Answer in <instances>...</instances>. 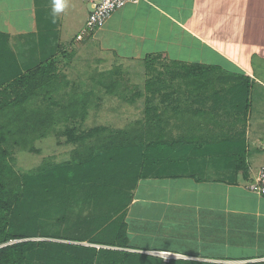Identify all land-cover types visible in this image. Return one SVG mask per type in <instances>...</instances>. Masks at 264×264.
<instances>
[{
	"label": "trees",
	"instance_id": "1",
	"mask_svg": "<svg viewBox=\"0 0 264 264\" xmlns=\"http://www.w3.org/2000/svg\"><path fill=\"white\" fill-rule=\"evenodd\" d=\"M6 41L0 38V264H225L144 252L148 248L133 243L127 215L141 179H203L201 170L187 171L200 166L183 133L208 122L198 121L202 105L189 101L203 97L199 89L210 98L209 91L223 82L234 97L214 109L224 107L227 116L229 110L230 122L212 125L241 124L240 112L245 121L252 106L249 80L244 85L245 76L219 66L175 60L156 70L148 57L144 86L130 88L123 65L90 76L94 83L86 85L63 70L75 52L64 51L68 64L62 67L52 58L24 68ZM102 92L131 104L144 99L143 115L125 127L83 128ZM61 123L66 128L58 133L71 134L75 145L70 158L48 157L31 169L16 166L17 150L36 151L35 142ZM233 157L232 164L244 165L245 155Z\"/></svg>",
	"mask_w": 264,
	"mask_h": 264
},
{
	"label": "crops",
	"instance_id": "2",
	"mask_svg": "<svg viewBox=\"0 0 264 264\" xmlns=\"http://www.w3.org/2000/svg\"><path fill=\"white\" fill-rule=\"evenodd\" d=\"M12 1L15 6L8 8L6 1L0 0V38L7 39L18 57L21 55L15 46L22 39L45 33L47 25L41 29V24L50 26L52 22L57 26L54 31L61 35L60 42L76 39V34L70 38L67 31L75 24L78 34L91 10L86 0ZM86 9L85 16L82 12ZM93 38L92 48L106 56L112 54L120 65L160 54L169 61L219 66L245 76L241 79L244 85L249 80L252 106L245 121L240 108L241 124L223 128L212 125L230 122L231 112L228 110L227 116L220 104L228 103L226 100L234 95L223 82L209 91L210 98H204V90L199 89L203 97L189 101L202 105L196 111L198 121L208 122L195 132L194 144L208 148L198 149L199 154L194 155L205 159L207 166L216 171L214 175L203 173L200 180L191 175L141 179L128 208L127 222L133 243L148 248L144 252L150 254L171 252L177 254L174 258L225 264L264 262V194L248 187L264 166V0L132 1L116 11ZM43 52L42 48L39 55ZM216 104L220 106L214 109ZM254 106H260L259 110L255 111ZM204 108L207 118L201 117ZM222 141L233 146L230 151L218 152L227 158L224 164L215 163L211 157L217 154L211 145ZM236 153L245 155L241 167L232 164L234 157L228 156ZM145 206L149 213H145ZM135 207H143V211L133 213ZM146 223L156 226L149 228L150 234H161L181 247L138 241L136 236L145 232Z\"/></svg>",
	"mask_w": 264,
	"mask_h": 264
},
{
	"label": "rangeland",
	"instance_id": "3",
	"mask_svg": "<svg viewBox=\"0 0 264 264\" xmlns=\"http://www.w3.org/2000/svg\"><path fill=\"white\" fill-rule=\"evenodd\" d=\"M5 1H6L5 4H7L8 8H13L15 6V3L12 0H5ZM15 1L19 2L20 0H15ZM8 13L9 12L7 9L6 14ZM82 13H84V15L86 16L87 9L83 10ZM40 14H39V20L41 18ZM80 20L81 22H84V17H82V14L80 16ZM87 20L86 22L83 23V26H80L81 29L79 28L78 34L75 24L72 25L73 27L71 28L70 31H67V33L70 38H75V35L73 34H76V39L66 40V43L59 41V39H61L62 37L59 33H57V31H54L55 28H57V26L56 27L53 26L52 22L50 26H48L49 24H44V25L41 24V29L43 27L45 28L47 25V28L43 29L45 33L41 32L40 35H32L33 36L32 38L29 37V39H24V40L22 39V41L15 46L16 50L21 55L20 57L21 65L25 68L38 64L42 62L44 59H45V63H47L50 62L52 58H56L59 61L58 62L59 66L62 67L65 66V64L68 62V60L65 57L66 55L64 54V51L69 52V54L72 51L75 52L74 53L75 56L71 57V55H69V57H71L69 59V65L66 66L65 69L63 70L69 75L71 80L72 79L79 80L85 82L86 85L94 83L90 78V76L92 77L98 72L100 74V72L106 71L108 69H114L116 67H119L120 61L114 60L112 54L109 53V55L106 56L105 54L103 55L97 53L99 51L96 48H92L90 43H92L91 40L94 39L93 38L94 34L91 35V33H85L84 36L79 39L78 35L86 27ZM45 37L46 39L44 40ZM67 47H69V49H67ZM42 48L43 50H45V52L42 53L43 55L42 54L39 55ZM98 58L99 59L105 58L106 62L104 63L97 62L96 60ZM145 62L146 61L143 59L138 61L131 60L130 62H127L123 65L125 69L124 75L127 80V84L130 88L132 87V85L135 84H140L144 86V81L147 77L146 69L147 70L150 69L149 66L145 64ZM163 62L170 63L169 60L163 58L160 54L157 56L149 57V65L156 70L161 69L159 65H161ZM103 94L104 97L99 102L98 106L90 109L88 118L85 121L83 128L84 127L90 128L97 124H106L115 127H125L131 122H134L136 119L141 118V116L143 115L144 99H140L135 104H131L127 101L122 100L120 97L111 96L106 93ZM40 104L45 105L46 102H40ZM259 108L260 106H258L257 108L256 106H254V109H256L255 111L259 110ZM189 116L191 115L187 114L186 119ZM205 117L207 118L208 115L204 113L202 115V118ZM68 125H70V127L76 126V128L80 126L78 123L76 124L70 123ZM65 128H66L65 123H61L58 126V129L54 130L51 134L41 139H38L35 142L36 151L30 152L27 150H17L15 153L16 166L22 169H31L36 167L37 165H40L43 162V160L48 157H53L56 161H62L70 158L73 154V150L75 149V145L70 139L71 134H69L68 132L58 133L59 130L61 129L63 130ZM76 132H78V130ZM185 134H187V136L189 137L188 146L192 152L196 149L197 152L198 149L202 151L203 149L208 148V146H202V145H199L198 148L194 147L196 140L195 138L191 139L190 136H195L196 135L195 132L183 133V135ZM230 144L231 143L222 141L219 144L215 143L214 145H211L212 148L216 150L215 153H217L211 156L213 158V161H215V163H222L224 159H227L226 157H222L218 155V152H221L220 151L221 149H223L224 152L230 151V148H233V146ZM197 154H199V152H197ZM228 156L231 157L230 154H228ZM197 163L201 168H198L197 164H195L196 166H191L187 168V171L198 173V171L201 170L202 172H200V174L202 175L203 173L204 175L205 174L214 175L215 170L210 169L207 166L208 162L205 159L197 158ZM204 166L208 168L206 167L204 168ZM184 170H185V166H184ZM167 182H168L167 184H169L170 186H175V183H173V181H167ZM142 211H143V207H135L134 211L132 209L133 213L135 212L138 213ZM145 213H149L147 206H145ZM132 223L133 222H130V225H132ZM152 226H153L152 224L146 223L145 232L142 233V235L136 236V239L144 244H149L152 242L154 244L157 245L159 244L162 246L169 244L176 248L181 247V244L179 242L176 241L169 242V240L164 239V236L161 234H156V235L153 233L150 234L149 228ZM131 229H133L132 226ZM154 253L160 255L162 251H156Z\"/></svg>",
	"mask_w": 264,
	"mask_h": 264
},
{
	"label": "built area",
	"instance_id": "4",
	"mask_svg": "<svg viewBox=\"0 0 264 264\" xmlns=\"http://www.w3.org/2000/svg\"><path fill=\"white\" fill-rule=\"evenodd\" d=\"M90 5V13L88 16L86 27L79 33V39L85 33L95 34L102 28L110 17L119 9L123 8L127 3L138 0H86ZM249 189L264 194V166L259 169L256 179L248 185ZM166 259L173 258L177 254L171 252L160 253Z\"/></svg>",
	"mask_w": 264,
	"mask_h": 264
},
{
	"label": "snow or ice",
	"instance_id": "5",
	"mask_svg": "<svg viewBox=\"0 0 264 264\" xmlns=\"http://www.w3.org/2000/svg\"><path fill=\"white\" fill-rule=\"evenodd\" d=\"M59 6V5H58Z\"/></svg>",
	"mask_w": 264,
	"mask_h": 264
}]
</instances>
